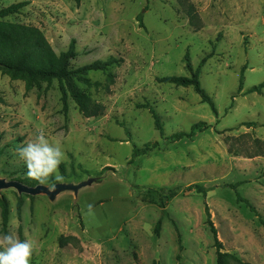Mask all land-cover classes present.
Wrapping results in <instances>:
<instances>
[{
    "label": "rangeland",
    "instance_id": "374dc122",
    "mask_svg": "<svg viewBox=\"0 0 264 264\" xmlns=\"http://www.w3.org/2000/svg\"><path fill=\"white\" fill-rule=\"evenodd\" d=\"M22 1L27 5L4 20L41 29L58 54L74 41L73 68L110 57L123 62L90 72V83L71 81L104 105L92 117L71 97L65 109L57 80L28 89L0 68V177L41 183L27 176L16 149L43 132L61 144L62 182L102 178L55 201L2 190L0 233L32 242L30 264H216L208 206L223 249L264 264V156L246 155L256 151L255 139L264 141V91L249 92L264 82V0H185L196 24L180 0H0V8ZM200 65L217 113L193 86L159 80L191 76ZM109 72L115 82L108 86ZM200 121L212 126L170 138ZM249 121L259 126H240ZM56 183L50 177L43 184ZM194 184L212 189L205 196ZM162 200L168 215L157 234Z\"/></svg>",
    "mask_w": 264,
    "mask_h": 264
},
{
    "label": "trees",
    "instance_id": "16d2710c",
    "mask_svg": "<svg viewBox=\"0 0 264 264\" xmlns=\"http://www.w3.org/2000/svg\"><path fill=\"white\" fill-rule=\"evenodd\" d=\"M180 1L184 5L187 2L185 0ZM26 5L27 2L22 1L0 8V68L8 71L12 77L23 78L28 89H31L40 82H47L48 84H51L53 81L57 80L62 93V100L64 101L65 109H67V100L71 97L85 116L92 117L104 114V105L93 102L88 95L76 91L71 81L75 78H85L86 81L90 83V80L86 77V75L90 72H108L112 66H120L123 59L110 57L107 60H96L92 63L73 68L71 66V62L77 55L74 41L71 42L67 51H63L58 54L41 29L29 24H20L4 20L6 17L19 13ZM186 10L189 15L190 22L192 24H196L198 15L194 11V6L187 2ZM138 20L142 26V15H139ZM205 59L206 57L202 62H204ZM200 67L201 65L195 71L190 68L191 76H165L159 78V80L161 82L174 83L182 86H193L196 92L201 96L203 102L209 103L212 110L217 113L213 99L207 94L201 85ZM107 81L108 86L114 84L115 75L112 72L108 73ZM242 81L243 77L241 78V85ZM263 91L264 82L249 89V92L262 93ZM141 106L150 109V112L155 119L157 129L161 134H163L164 128L160 116L156 113L155 109L149 104ZM211 126V124H208L205 121H200L192 125L190 132H177L172 134L170 138L172 140H178L184 136L191 137L194 136L197 131H203ZM240 126L256 128L259 124L255 121H249L241 123ZM156 144L157 143L146 145L143 149H139L135 146L133 154L136 156L139 153L151 151ZM255 147L256 151L249 152L246 155L252 157L258 155L264 156V141L255 139ZM190 188H196L197 192L203 193L205 196L212 189V187H206L200 184L191 185ZM174 194L175 191L171 190L165 197L168 199ZM238 199L239 201L249 205L253 211L255 210L248 199L241 196H238ZM167 205L168 203L164 200L160 202L162 215L158 219L155 226V232L157 234L160 233L163 217L168 215ZM206 213L207 223L213 234L214 246L216 248V264H252L238 255L227 252L223 249V243L218 238L217 229L212 221V216L208 206H206ZM8 214V205L4 202V221H7Z\"/></svg>",
    "mask_w": 264,
    "mask_h": 264
},
{
    "label": "clouds",
    "instance_id": "9594fccd",
    "mask_svg": "<svg viewBox=\"0 0 264 264\" xmlns=\"http://www.w3.org/2000/svg\"><path fill=\"white\" fill-rule=\"evenodd\" d=\"M20 160L27 168V176L44 183L52 177L57 182H62L58 168L64 153L61 144L50 142L43 132L36 135L23 146L16 149ZM55 188V184L50 185ZM34 247L32 242L25 238L19 239L14 232L0 233V264H30Z\"/></svg>",
    "mask_w": 264,
    "mask_h": 264
},
{
    "label": "water",
    "instance_id": "95a60500",
    "mask_svg": "<svg viewBox=\"0 0 264 264\" xmlns=\"http://www.w3.org/2000/svg\"><path fill=\"white\" fill-rule=\"evenodd\" d=\"M100 177H91L80 183H64L58 182L55 184V188H51L46 184L38 183L36 185H29L19 179H6L0 177V192L4 189L14 188L19 194H29L32 196L36 195H47L50 200L55 201L57 197L66 191H72L75 194L85 186L91 185L94 182L100 181Z\"/></svg>",
    "mask_w": 264,
    "mask_h": 264
}]
</instances>
